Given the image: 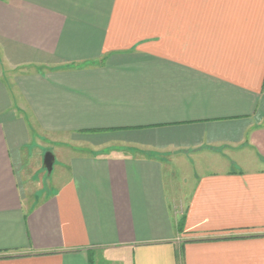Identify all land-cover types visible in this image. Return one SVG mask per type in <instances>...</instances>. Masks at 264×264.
<instances>
[{
    "label": "crops",
    "instance_id": "0c3cea01",
    "mask_svg": "<svg viewBox=\"0 0 264 264\" xmlns=\"http://www.w3.org/2000/svg\"><path fill=\"white\" fill-rule=\"evenodd\" d=\"M0 264H264V0H0Z\"/></svg>",
    "mask_w": 264,
    "mask_h": 264
},
{
    "label": "water",
    "instance_id": "95a60500",
    "mask_svg": "<svg viewBox=\"0 0 264 264\" xmlns=\"http://www.w3.org/2000/svg\"><path fill=\"white\" fill-rule=\"evenodd\" d=\"M53 162H54V159H53V156L52 154H47L46 158H45V161H44V168L49 172L51 173L52 169H53Z\"/></svg>",
    "mask_w": 264,
    "mask_h": 264
},
{
    "label": "rangeland",
    "instance_id": "374dc122",
    "mask_svg": "<svg viewBox=\"0 0 264 264\" xmlns=\"http://www.w3.org/2000/svg\"><path fill=\"white\" fill-rule=\"evenodd\" d=\"M47 154H48V152L45 154V158H46ZM44 161H45V160H44ZM44 171H45V170H44Z\"/></svg>",
    "mask_w": 264,
    "mask_h": 264
}]
</instances>
